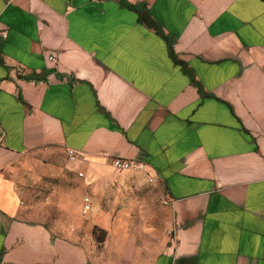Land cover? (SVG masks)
Returning a JSON list of instances; mask_svg holds the SVG:
<instances>
[{
  "label": "crops",
  "instance_id": "obj_1",
  "mask_svg": "<svg viewBox=\"0 0 264 264\" xmlns=\"http://www.w3.org/2000/svg\"><path fill=\"white\" fill-rule=\"evenodd\" d=\"M54 145L166 193L172 233L134 264H264V0H0V264H93L1 175Z\"/></svg>",
  "mask_w": 264,
  "mask_h": 264
},
{
  "label": "rangeland",
  "instance_id": "obj_2",
  "mask_svg": "<svg viewBox=\"0 0 264 264\" xmlns=\"http://www.w3.org/2000/svg\"><path fill=\"white\" fill-rule=\"evenodd\" d=\"M66 153L54 145L47 153L22 155L13 167L1 171L20 196L23 217L82 246L93 264L143 263L149 253L162 250L172 233L166 193L147 182L139 174L142 169L112 166L81 175ZM86 194L96 199L95 221L82 212ZM96 227L105 231L103 241Z\"/></svg>",
  "mask_w": 264,
  "mask_h": 264
},
{
  "label": "built area",
  "instance_id": "obj_3",
  "mask_svg": "<svg viewBox=\"0 0 264 264\" xmlns=\"http://www.w3.org/2000/svg\"><path fill=\"white\" fill-rule=\"evenodd\" d=\"M49 60L52 62H56V56H50ZM69 159L73 163H86L87 158H85L83 155H81L78 151L74 149H69L67 153ZM112 165L120 170H129L131 168H136V169H143L144 165L142 162H138L137 160H130V159H121L120 157L114 158L112 160ZM81 175L83 173H80ZM150 181H154V179L151 177ZM91 202L92 198L90 196L85 195L83 202H82V212L87 213L91 209Z\"/></svg>",
  "mask_w": 264,
  "mask_h": 264
},
{
  "label": "trees",
  "instance_id": "obj_4",
  "mask_svg": "<svg viewBox=\"0 0 264 264\" xmlns=\"http://www.w3.org/2000/svg\"><path fill=\"white\" fill-rule=\"evenodd\" d=\"M187 69H188V67H187ZM24 77H25V79H27V80H31V79H36V80H38V79H41L42 78V76H39L38 74H32V75H23ZM191 76H193L194 77V74H192ZM42 79H45V78H42ZM99 231V232H98ZM95 233H97V236L99 237V239L100 240H104V236L106 235V233H105V231L104 230H102V228H98V227H96L95 228Z\"/></svg>",
  "mask_w": 264,
  "mask_h": 264
}]
</instances>
